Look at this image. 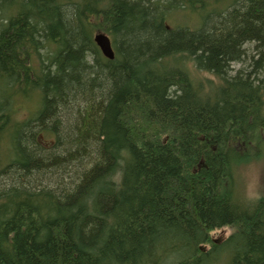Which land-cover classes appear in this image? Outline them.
Here are the masks:
<instances>
[{"label":"trees","instance_id":"trees-1","mask_svg":"<svg viewBox=\"0 0 264 264\" xmlns=\"http://www.w3.org/2000/svg\"><path fill=\"white\" fill-rule=\"evenodd\" d=\"M251 42L264 0H0V264H264L234 177L264 133L263 80L230 73Z\"/></svg>","mask_w":264,"mask_h":264},{"label":"rangeland","instance_id":"rangeland-1","mask_svg":"<svg viewBox=\"0 0 264 264\" xmlns=\"http://www.w3.org/2000/svg\"><path fill=\"white\" fill-rule=\"evenodd\" d=\"M255 44L256 42H251L245 45V47L248 49V57H246L245 60H243L242 62H236V63L231 64L232 71L230 70V73L234 75L239 69H242V68L245 69L246 67H249L250 70H256V72L258 73V76L263 80L262 85L264 87V60L260 62L262 63V65H258L260 63L257 64L254 62V60H257L261 56L260 51H263V50L257 49ZM198 77H201V78L210 77L212 79H215V76L211 75L210 73L206 71H199ZM33 107H34V102L30 100V103H29L30 109L21 108L20 112L18 113L19 114L18 118L21 120H26L32 113L31 109H33ZM261 140L262 141L258 145L259 156L256 158H251L249 161L245 163H243L242 161L238 164V167L235 168L234 177H235L236 194H237L236 198L238 199H241V200L246 199V200L252 201L253 199L264 197V133H263V137ZM5 141L3 143L4 148L6 144H8ZM43 146L48 147L49 145L46 144ZM60 152L61 150L58 151V154ZM4 155L5 154H2L1 157ZM7 162L2 163V167L5 166ZM7 170H8L7 172H3L4 173L3 175H0L2 182H5V180L6 182L12 181L13 174L14 176H20L16 169L7 168ZM40 178L43 182H48L46 180L48 179L47 176L40 177ZM68 178L66 175L64 179L68 180ZM54 179H59L57 174L54 176ZM51 185L53 184L51 183ZM234 231L235 229L233 227L232 228L222 227L220 229H216L212 231L211 236L216 241H222ZM206 247L208 250L210 246L206 244ZM216 263L222 264L218 262Z\"/></svg>","mask_w":264,"mask_h":264},{"label":"water","instance_id":"water-1","mask_svg":"<svg viewBox=\"0 0 264 264\" xmlns=\"http://www.w3.org/2000/svg\"><path fill=\"white\" fill-rule=\"evenodd\" d=\"M94 41L107 59L113 60L115 58V50L112 45V40L108 34L103 32L97 33L94 36Z\"/></svg>","mask_w":264,"mask_h":264}]
</instances>
